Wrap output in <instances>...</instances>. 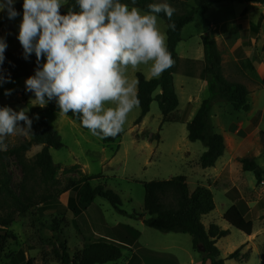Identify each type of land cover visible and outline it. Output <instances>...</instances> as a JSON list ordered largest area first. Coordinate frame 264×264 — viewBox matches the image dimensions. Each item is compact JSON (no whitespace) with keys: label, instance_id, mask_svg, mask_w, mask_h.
Segmentation results:
<instances>
[{"label":"rangeland","instance_id":"374dc122","mask_svg":"<svg viewBox=\"0 0 264 264\" xmlns=\"http://www.w3.org/2000/svg\"><path fill=\"white\" fill-rule=\"evenodd\" d=\"M156 1L167 2L180 15L195 5L194 0L176 3L169 0ZM22 5L23 0H15L14 8L19 15L11 20L8 19L7 12H0V21L5 23L0 30V37L5 39L8 45L6 51L12 55L11 58L5 55L2 68L13 70L17 67L18 60L29 61V69L34 75L35 68L31 61L34 53L25 60L23 48L17 39L23 14ZM246 9L248 14L243 16ZM261 14L264 15L262 4L229 2L216 4L207 13L196 15L193 22L183 29L182 41L177 47L180 62L174 75V84L180 103L175 118L179 121L163 123L159 104L154 101L149 114L140 125H135L141 115L139 107L128 114L122 138L115 143L104 144L100 138L93 136L89 130H84L67 115L62 119L57 106H49L46 109L48 105L43 108L38 106V102L32 101L34 94L25 90V80L28 77L3 83L0 86V107L8 106L16 111L26 108L28 116L33 120L30 133H20L7 138V150L34 138L38 132L35 117L41 109H44L43 113L60 134L64 144L63 149L50 151L54 163L60 167L58 183L49 190L37 189V195L34 196L35 200L46 196L53 199L35 206L24 216L11 213V210L0 211V216L13 214L14 223L10 229L16 238L8 242L3 263L23 249L27 259L34 260V264H62L55 255V250L59 249L61 243H65L71 256H74L83 248L82 240L87 243L94 241L93 231L101 227L94 216L102 223L107 221L110 225L116 224L117 221H126L125 215L119 214L101 198L95 200L90 211L77 218L67 210L57 212V203L66 206L71 193L74 197L77 196V190L82 187L80 181L92 176L99 177L89 182L93 188L106 186L119 195L123 203L122 209L128 215L144 216L145 190L142 183L185 176L191 192L198 185H204L214 195L216 209L203 219V224L207 228L214 224L229 231V235L217 243L225 264H264V178L263 182L258 184L255 175L243 171L239 161L241 158H252L264 170V141L260 136V132L264 131V87L255 67H264V20L259 31L252 29ZM158 27L166 33L167 24L161 18H158ZM206 32L210 39L216 42L222 56L223 75L228 81L240 82L248 88L251 106V110L246 113L235 111L231 104L225 102L213 105V130L223 135L229 151L225 152L214 168L209 169L200 166V159L206 152V147L201 142L189 141L187 125L191 121L188 119L190 113L201 101L210 97V92L207 87L200 88L203 84L201 80L187 78L184 74L187 68H190V60H204L202 38ZM247 61H251L255 72L243 68L242 63ZM202 68L197 63L194 71L200 78H204ZM137 73L152 79L149 66L141 65L136 70L129 68L127 74L130 79H136ZM6 90H12L11 95H5ZM191 95L195 96L197 101H191L190 106L188 103ZM21 125L23 126V122ZM155 135H159L160 139L151 140ZM235 139L241 141V149L238 152ZM41 149L42 146H34L26 154L27 159H34ZM75 165L80 168L70 173L69 169ZM7 167L12 186L19 192L23 183L22 169L14 158L7 162ZM71 185L78 186L76 191L71 192L68 189ZM235 204L254 223V232L250 237L224 220L225 213ZM93 206H97L98 210ZM141 218L143 217L135 220L139 222ZM145 218L148 217L144 216L143 219ZM149 232L158 231L151 229ZM238 249L240 261L227 260L228 256ZM115 264H122V261Z\"/></svg>","mask_w":264,"mask_h":264},{"label":"trees","instance_id":"16d2710c","mask_svg":"<svg viewBox=\"0 0 264 264\" xmlns=\"http://www.w3.org/2000/svg\"><path fill=\"white\" fill-rule=\"evenodd\" d=\"M176 3L184 0H169ZM122 3L131 5V0H121ZM236 2L241 4L257 3L264 5V0H194L195 5L190 6L184 14L174 13L171 20L163 14L159 18L167 24V47L172 54L174 66L163 72L158 78L148 80L142 73H137L138 79V97L140 99L141 115L135 125H140L144 118L149 114L151 105L154 101L158 102L163 116V123L178 122L175 113L179 108V97L174 84V75L177 72L179 57L177 54L178 44L182 41V31L189 23L193 22L196 15L207 13L210 8L216 4ZM75 0H68L62 13H66L68 7L73 6ZM157 3L156 0H136V7L147 12V5ZM78 11V8L76 9ZM248 14L246 9L243 16ZM23 15V14H22ZM264 20L261 14L256 25H252L254 31H259ZM0 21V30L4 26ZM174 24V28L168 27ZM204 48L205 68L203 69L204 80L208 82L210 97L205 99L193 120L188 123V139L190 142H201L206 147V152L200 159V166L203 169L214 168L217 162L224 156L226 143L223 135L215 133L211 123L212 107L217 102L231 104L235 111L249 112L251 106L249 103L250 92L248 88L240 82L228 81L223 75L222 56L217 44L210 39L206 32L202 38ZM5 55H12L5 51ZM34 68L36 69L35 54L32 57ZM29 61L18 60L17 67L13 70H3V74H10L11 80L20 77H29L32 72L29 69ZM42 63V61H41ZM243 68H249L255 72L251 61L242 63ZM13 74V75H11ZM264 87V78L261 81ZM157 91L160 94L155 96ZM56 106L55 101L48 103ZM68 117L78 122L83 127L79 119L71 112ZM39 132L31 140L16 145L10 150L0 151V211L19 213L24 216L29 210L37 205L48 203L53 199L50 196L35 200L37 189L44 188L49 190L58 183L60 167L54 163L51 149L61 150L64 148L63 140L60 134L49 123L45 114L42 112L38 119ZM264 141V131L260 132ZM122 133L115 138L101 139L104 144H111L119 141ZM160 139L159 135L151 137V140ZM42 146V150L37 153L34 159H27L26 154L34 147ZM14 158L23 172V183L19 192L16 191L11 183V177L8 171L7 162ZM240 163L245 172H252L257 183L261 184L264 178V170L252 158H241ZM80 166L76 165L69 169V172L78 170ZM99 177L92 176L87 180L80 181L82 187L77 190V196L72 193L69 196L66 206L56 204V211H69L74 218L81 216L97 198L106 200L121 215L129 216L132 219L147 216L144 224L155 231L163 234H185L193 239V248L203 256L204 262L210 264H225L221 259V253L217 247L218 241L229 235L228 230H223L217 225H210L206 228L203 219L213 213L216 209L214 195L212 191L205 186H198L193 192L190 191L188 179L185 176L173 177L169 180L144 182L145 190L144 216L137 214L128 215L123 211V203L119 195L106 186L100 185L93 188L90 181ZM77 185H71L68 189L71 192L76 191ZM6 213L0 216V264H34V260L27 259L26 252L20 249L14 256L3 263L7 244L10 240H15V235L10 229L14 223V216ZM224 220L234 229L251 236L254 232V223L246 217L244 211L237 205H233L224 215ZM56 229V228H55ZM108 238H101L90 243H85L80 252L71 256L67 245L61 243L58 250H55L57 259L62 264H109L116 263L123 258V248L125 246H138V240L141 233L125 225H118L109 230ZM241 249V248H240ZM240 249L230 254L227 260L240 261Z\"/></svg>","mask_w":264,"mask_h":264},{"label":"clouds","instance_id":"9594fccd","mask_svg":"<svg viewBox=\"0 0 264 264\" xmlns=\"http://www.w3.org/2000/svg\"><path fill=\"white\" fill-rule=\"evenodd\" d=\"M67 2L23 0L17 39L24 59L34 53L37 63L34 75L25 80V90L42 108L55 101L59 114L71 112L93 136L115 138L141 103L138 81L129 78L128 69L149 66L151 77L158 79L174 66L158 18L163 14L171 20L176 10L167 2L151 3L144 12L135 6L136 0L131 5L121 0H75L62 13ZM14 4L15 0H0V12H7L10 20L19 15ZM7 47L0 37V86L12 82L2 68ZM27 113L26 108L0 107V151L7 150L8 137L31 132L33 120Z\"/></svg>","mask_w":264,"mask_h":264},{"label":"crops","instance_id":"0c3cea01","mask_svg":"<svg viewBox=\"0 0 264 264\" xmlns=\"http://www.w3.org/2000/svg\"><path fill=\"white\" fill-rule=\"evenodd\" d=\"M166 35H167V31H166ZM179 62H180V57H179ZM189 62H190V68L188 67L187 70L184 72V74L187 76V78H194V79L201 80L203 84H201L200 88L202 89L203 87H207L209 90L208 82L206 80H204L203 78L198 77L196 75V73L194 72L196 67H197V63H199V65L203 67L202 69L205 68V58H204V60H201V62L200 61H194V60H190ZM178 66H179V63H178ZM255 67H256V70H257V73H258L260 79L262 80L264 78V67H262V68H258L257 66H255ZM177 69H178V67H177ZM136 79H137V74H136ZM152 79H154V78H152ZM148 80H150V79H148ZM137 81H138V79H137ZM186 83H188V82H186ZM182 88H183V86H182ZM160 93H161V91H157L155 93V96L160 94ZM191 101H192V103H196L197 98L195 96L191 95L189 97V103H188L190 106L192 105ZM202 102L203 101H201L197 105V107L190 113V115L188 117L189 120H191V121L193 120V118L197 114ZM47 105L48 106H46L45 109L49 106H52L49 104H47ZM178 109H177V111H178ZM43 111H44V109H41L38 117L41 116V113ZM62 116H63L62 117V119H63L65 117V115H62ZM37 122H38V119H37ZM38 132H39V126H38ZM235 140H236L235 142L237 145L236 152H238L241 149V145H240L241 141H238L237 139H235ZM226 151H229L228 147H226ZM198 186H204V185H198ZM96 207L97 206H93V208H96ZM91 209H92V206H90L86 211H84V213L90 211ZM93 218L96 221H99V224L101 226L99 229H95L93 231L94 241L101 239V238L107 239L108 236H110L109 230L113 227L118 226V225L130 226V227L138 230L141 233V236L138 240V246H136V247L135 246H125L123 248V258L120 260V261H122V264H210L209 261L204 262L203 256L201 254H197L195 252V250L193 248V239L189 235L176 234V233L161 234L159 232H156L159 234L151 233V232H149L151 230L150 228H148L147 226L145 228L143 218H141L140 221L138 222L137 220L132 219L129 216H125V218H127L126 221H123V222L117 221V223L114 225L108 224L106 220H105L106 221L105 223H102L100 221V219L96 218L95 216ZM82 242H83V246H84L86 241L82 240ZM83 246H81V247H83ZM120 261H118V262H120ZM118 262H116V263H118Z\"/></svg>","mask_w":264,"mask_h":264}]
</instances>
